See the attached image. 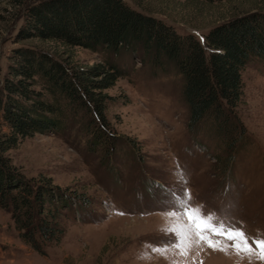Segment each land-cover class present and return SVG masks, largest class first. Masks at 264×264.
Masks as SVG:
<instances>
[{"label": "rangeland", "instance_id": "obj_1", "mask_svg": "<svg viewBox=\"0 0 264 264\" xmlns=\"http://www.w3.org/2000/svg\"><path fill=\"white\" fill-rule=\"evenodd\" d=\"M39 1L0 0V88L25 48L79 68L109 61L124 77L103 92L113 144H96L70 121L62 134H36L5 153L33 186L55 190L44 216H56L59 233L49 243L37 234L39 251L0 206V264H264L254 254H237L233 241L221 236L211 238L226 250H214L190 227L184 255L179 236L166 231L188 226L182 213L199 208L214 223L243 231L250 242L264 237V60L243 71L233 120L243 137L230 150L210 123L190 127L185 79L173 63L156 66L140 47L116 56L22 37L27 9ZM124 1L201 42L224 21L264 11V0Z\"/></svg>", "mask_w": 264, "mask_h": 264}, {"label": "trees", "instance_id": "obj_2", "mask_svg": "<svg viewBox=\"0 0 264 264\" xmlns=\"http://www.w3.org/2000/svg\"><path fill=\"white\" fill-rule=\"evenodd\" d=\"M215 3L220 0H198ZM22 37L56 41L94 53H136L161 66L173 63L185 79L190 127L210 123L233 149L243 131L234 110L243 96V71L264 60V11L240 14L215 26L199 41L124 0H41L26 12ZM11 75V76H10ZM0 88V206L10 211L24 236L41 251L56 239V216H44L55 190L35 187L11 167L5 153L36 134H62L71 121L98 145L113 144L103 92L124 77L115 64L74 67L36 49L19 51ZM241 129V131H240ZM51 211V209H48Z\"/></svg>", "mask_w": 264, "mask_h": 264}, {"label": "snow or ice", "instance_id": "obj_3", "mask_svg": "<svg viewBox=\"0 0 264 264\" xmlns=\"http://www.w3.org/2000/svg\"><path fill=\"white\" fill-rule=\"evenodd\" d=\"M122 214V213H121ZM170 216H176V213H168ZM182 215H187L189 219V225H174L166 231L176 233L181 244L177 247H181L182 254L187 255V247L183 246L188 241V228L195 229V235L201 242L207 243L210 248L214 250L224 251L225 247L221 246V242L213 240L212 236H221L227 240L233 241L232 247L236 250L237 254L244 253L246 255H256L259 259L264 260V237H257L255 240L249 241L246 234L236 228H226L223 224L214 223V217L211 215L205 216L199 208H188ZM253 244L255 248H253ZM161 253L167 251V249H153Z\"/></svg>", "mask_w": 264, "mask_h": 264}]
</instances>
